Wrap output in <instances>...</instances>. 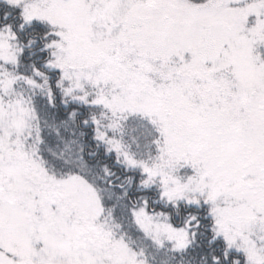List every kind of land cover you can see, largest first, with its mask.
I'll list each match as a JSON object with an SVG mask.
<instances>
[{"label": "snow or ice", "instance_id": "obj_1", "mask_svg": "<svg viewBox=\"0 0 264 264\" xmlns=\"http://www.w3.org/2000/svg\"><path fill=\"white\" fill-rule=\"evenodd\" d=\"M0 264H264V0H0Z\"/></svg>", "mask_w": 264, "mask_h": 264}]
</instances>
